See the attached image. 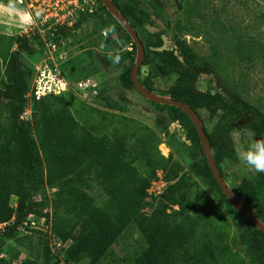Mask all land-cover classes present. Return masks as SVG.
I'll return each mask as SVG.
<instances>
[{
  "label": "rangeland",
  "instance_id": "obj_1",
  "mask_svg": "<svg viewBox=\"0 0 264 264\" xmlns=\"http://www.w3.org/2000/svg\"><path fill=\"white\" fill-rule=\"evenodd\" d=\"M82 1L63 0L64 11H60V16L68 17L69 13L75 16V4L78 2L80 6ZM115 2L133 13L130 23L145 48L141 78L144 82L150 80L154 83L156 94L178 89V76L181 75L187 78L188 84L203 92H223L224 87L237 92L264 114V0ZM93 8L94 14L83 18L81 27L69 39L59 42L55 50L46 42V27L50 22L40 26L43 44L34 38L29 40L33 54L23 50L21 59L24 70L30 73L31 89H35L36 82L41 83L45 77L59 80L60 76L66 83V93L60 98L81 126L97 137L125 140L138 172L153 178L149 202L159 200L175 183L167 182L168 174L187 178L191 195L189 214L193 219L189 224L193 230L189 253L195 256L204 244L211 243L215 261L205 259L204 262L183 264H255L242 242L245 226L211 177L204 176L197 169L203 157L187 130L181 122L174 120L169 110L149 102L126 82L127 73L137 60L133 40L98 0H94ZM25 28H29V32L33 30L34 34L39 32L34 24L14 23L0 15V90L6 85L7 62L16 54L19 34ZM174 37L185 38L200 57L196 66H184L174 72L170 64L178 59L182 62ZM41 72L43 78L38 79ZM86 81L95 85V91L90 95L77 88V84ZM223 94L227 96L225 92ZM7 103L2 101L0 109L3 124L9 122ZM30 105L27 117L34 124L40 121L42 108L32 98ZM197 111L209 134L220 136L221 145L231 143L229 149H233L234 158H228L220 172L234 195L241 196L248 203L252 194L248 184L257 182L259 173L239 160L240 137L236 133L224 135L216 128V120L209 112L201 107ZM57 191L58 188L46 186L36 199L50 202ZM89 194L100 207L108 199L95 182ZM16 203L17 198H12V206ZM47 209L51 212V207ZM179 210L176 206L168 213ZM145 212L150 215L152 211L148 208ZM39 219L41 233L28 239L16 236L1 243L0 261L21 264L26 260L43 259L47 246L44 240L49 238L46 232L50 234L52 222L47 218ZM146 248L139 230L132 226L99 264H135Z\"/></svg>",
  "mask_w": 264,
  "mask_h": 264
},
{
  "label": "trees",
  "instance_id": "obj_2",
  "mask_svg": "<svg viewBox=\"0 0 264 264\" xmlns=\"http://www.w3.org/2000/svg\"><path fill=\"white\" fill-rule=\"evenodd\" d=\"M98 1L112 16L102 1ZM112 2L130 22L133 13L121 8L115 0ZM89 16L82 15L73 27L62 26L51 31L48 39L57 43L69 39L81 27V20ZM34 39L43 44L41 38ZM29 40L26 37L18 38V50L7 62L5 88L0 90V109L2 101H7L5 108L9 121L3 124L0 119V224L10 223L0 233V246L16 236L28 239L41 233L29 227L26 230L30 234L22 232L24 223L34 216L38 225L41 220L39 217L52 222L50 234L46 232L49 238L44 240L46 251L41 261L26 260L21 264H62L60 256L67 264H99L132 226L139 230L147 244L135 264L199 263L205 259L215 261L211 243L204 244L195 256L189 253L193 234L189 224L193 223V219L189 214L191 195L187 178L168 174L167 182L175 183L167 188L159 200L152 199L149 202V190L154 180L138 172L125 140L97 137L86 131L73 117L61 96L36 98L29 84L30 73L24 70L21 59L23 50L33 54ZM173 41L182 59V62L178 59L170 64L174 72L184 66H196L200 57L187 40L174 37ZM133 47L137 50L135 43ZM133 68L134 65L125 80L134 88L131 79ZM139 80L147 90L155 93L154 83L150 80L144 82L141 70ZM186 81V77L178 76L180 87L160 96L178 100L198 115L199 107L205 109L216 120V128L223 131L224 135L231 136L238 129H250L257 138H264V114L239 93L230 92L225 87L222 91L227 96L223 92H203ZM31 98L42 108L41 119L36 124L31 123L28 117L22 118L30 109ZM154 105L169 110L174 120L181 122L187 130L203 157L197 169L204 176L211 177L245 226L242 242L247 246L252 261L264 264V233L238 213L227 200L209 167L193 122L176 107ZM204 130L220 170L228 158H234L233 149H229L231 143L224 142L225 145H221L220 136L209 134L205 126ZM256 181L248 184L252 192L248 203L241 196L238 199L264 224V174L259 173ZM94 182L108 197L102 207L89 194ZM46 186L58 188V191L50 202L47 199L38 202L36 197ZM12 198H17L15 206L11 204ZM176 206L180 210L169 214L168 211ZM48 207H51V212ZM148 208L152 211L150 215L145 212ZM53 240L62 243L64 248L58 251L55 244L52 246ZM0 262L13 264L6 260Z\"/></svg>",
  "mask_w": 264,
  "mask_h": 264
},
{
  "label": "built area",
  "instance_id": "obj_3",
  "mask_svg": "<svg viewBox=\"0 0 264 264\" xmlns=\"http://www.w3.org/2000/svg\"><path fill=\"white\" fill-rule=\"evenodd\" d=\"M62 1L63 0H16V2L18 3L19 6L26 8L30 13H33V22L31 24H34L35 26H37V34L33 33V30H31V32L28 31L29 28H25V30L20 33L19 35H21L22 37H26V38H34V37H39L41 38V40L43 41L44 39L42 37V30L40 29V26H46L48 22H50V25H47L46 27V31H47V35H46V42L49 43V46L51 48H53L54 50L58 47V43L55 42L53 39L49 40L48 36L51 34V31L54 32V30H56L59 27L62 26H68V27H73L79 20V18L82 15H93L94 14V0H83L79 5L78 2L77 4H75V6L77 7V11L75 12V16H73V14L69 13V16H60V11L63 12V8H62ZM74 2L76 3V0H74ZM36 12H41L42 15L40 17H35V13ZM39 20V21H38ZM53 36V35H52ZM45 42V41H43ZM53 76V75H52ZM57 77V76H56ZM40 78H43V73L41 72L40 74ZM37 79V81H38ZM51 80V82L47 81V80ZM36 82V81H35ZM43 82L44 86H43ZM66 84V83H65ZM65 84L63 83V81H61L60 76H59V80H57L55 77L52 78H44L41 79V83L36 82V87L35 89H33L35 91V96L37 99H42L44 97H48L51 95H55V96H61L64 95L66 93V89H65ZM68 86V85H67ZM77 88L80 91H85L87 92L89 95L92 94L95 91V85L91 84L90 81H86V82H80L79 84H77ZM27 113L23 115V119H26L27 117ZM10 223H4V224H0V233L5 231L6 227L9 226ZM24 228H22V232H24L25 235L30 234V232H28L26 230L27 227L35 229L37 231L40 230V225H38V222L36 220H34V216H30L28 221L24 223ZM54 244L57 246L58 251L62 250L64 248V245L62 243H56L53 240V245ZM61 260H62V264H67L65 259L63 258V256H60Z\"/></svg>",
  "mask_w": 264,
  "mask_h": 264
},
{
  "label": "water",
  "instance_id": "obj_4",
  "mask_svg": "<svg viewBox=\"0 0 264 264\" xmlns=\"http://www.w3.org/2000/svg\"><path fill=\"white\" fill-rule=\"evenodd\" d=\"M103 6L111 13V15L123 26V28L127 31V33L132 38L133 42L137 47V60L135 66L132 71L131 79L134 85L135 90L146 100L151 103L164 105V106H172L182 110L193 122L199 139L208 161L209 167L211 168L214 178L216 179L218 185L223 191L229 203L232 207L244 216L248 221H250L258 230L264 233V224L260 221V219L250 211L231 191L228 184L224 180L218 165L216 164L214 154L209 142V139L205 133L203 123L201 121L200 116L190 107L186 106L182 102L178 100H172L168 97H162L154 92L147 90L139 80V71L141 70L142 64L145 59V48L143 43L141 42L138 33L132 24L126 19V17L116 8L112 0H101Z\"/></svg>",
  "mask_w": 264,
  "mask_h": 264
},
{
  "label": "clouds",
  "instance_id": "obj_5",
  "mask_svg": "<svg viewBox=\"0 0 264 264\" xmlns=\"http://www.w3.org/2000/svg\"><path fill=\"white\" fill-rule=\"evenodd\" d=\"M0 15L7 17L12 22L30 25L33 22V13L18 5L16 0H0ZM35 17H40L41 12H36ZM241 150L238 158L243 165L256 173L264 174V138H257L256 133L250 129H238Z\"/></svg>",
  "mask_w": 264,
  "mask_h": 264
}]
</instances>
